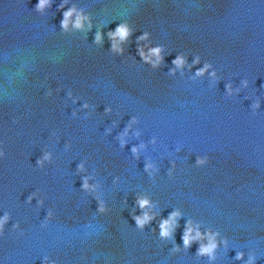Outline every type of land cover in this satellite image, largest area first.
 Returning a JSON list of instances; mask_svg holds the SVG:
<instances>
[{"label":"water","instance_id":"95a60500","mask_svg":"<svg viewBox=\"0 0 264 264\" xmlns=\"http://www.w3.org/2000/svg\"><path fill=\"white\" fill-rule=\"evenodd\" d=\"M37 3L0 0V147L6 152L0 217H11L0 236V264H42L45 256L57 264H247L255 256L254 264H264V0H69L68 6L91 13L87 39L61 33V0L43 16L33 10ZM122 21L136 31L125 56L116 57L106 34ZM96 26L104 27L103 47L93 43ZM144 31L153 45L165 46L166 66L159 70L137 55L136 37ZM180 52L189 62L200 55L197 67L212 63L222 81L209 88L207 76L192 81L187 69L184 77L168 76ZM245 78L247 89L226 96L225 83L236 87ZM69 89L81 97L76 104L67 98ZM257 97L261 108L254 115L249 106ZM85 101L96 110L73 118ZM108 106L111 115L104 114ZM132 116L139 123L120 148L117 136ZM112 121L117 127L107 135ZM140 144L137 160L131 147ZM43 150L53 160L40 169L35 164ZM196 156L208 163L195 166ZM145 161L159 166L154 178L143 171ZM80 162L85 171L77 174ZM83 175L100 184L107 214L97 213L96 201L80 190ZM37 189L43 208L36 199L25 202ZM137 195L157 202L152 211L164 218L181 209L178 245L186 219L201 232L218 231L227 244L213 261L195 255L197 244L172 253L155 221L143 232L135 228L130 212ZM48 209L53 219L41 227ZM17 221L22 232L12 230Z\"/></svg>","mask_w":264,"mask_h":264},{"label":"clouds","instance_id":"9594fccd","mask_svg":"<svg viewBox=\"0 0 264 264\" xmlns=\"http://www.w3.org/2000/svg\"><path fill=\"white\" fill-rule=\"evenodd\" d=\"M55 0H38V3L34 7V11L39 13L40 15H46V10L51 9ZM69 5V0H61V3L57 6V11L63 10V18L60 21V31L62 34H70V33H84L85 39H87L88 33L92 31L94 28L93 19L91 13H86L82 7H78L76 4ZM66 6H68L66 8ZM66 8V10H64ZM106 27V26H105ZM94 34L93 43L97 47H103L105 34L103 32L104 27H97ZM136 29L128 22L122 21L118 24L115 30H110L107 32V38L110 41V49L109 52L116 57H124L126 52V46L131 42V37L133 36ZM136 45H137V55L140 57V62L144 65L149 66L153 71L161 69L165 65V56L166 49L162 44L153 45L151 33L148 31H144L141 35L136 37ZM133 63L136 62L135 57H131ZM189 56L184 52L177 53L176 57L171 61L172 66L169 68L167 75L174 77L179 73L180 77L185 76V69L193 74L189 77L190 80L196 81L197 79H203L205 76L208 77L209 88L216 87L219 82L222 81V77L217 74L216 69L213 64L204 61L201 67H197L201 65V56L195 55L191 62H189ZM195 69V71H193ZM264 86V85H262ZM249 87L248 79L240 80L238 86L233 87L232 82L225 83V94L228 97L238 96L244 89ZM60 89H57L59 91ZM46 96H52L53 92L49 88L45 93ZM67 98L72 101L73 104H76L79 100H81L80 96H74L71 89L67 92ZM245 99H251L250 97H245ZM250 109L252 113L255 115L257 111L261 108V102L259 97L253 100L250 104ZM85 111V119L92 115V112L95 111V107L90 105L87 101H85L81 108L78 110L72 111L71 115L73 118H77L78 111L81 110H90ZM113 109L111 106L104 108L105 115H111ZM15 122V121H14ZM112 127L107 128L105 130L107 135H110L112 132V128L117 127L118 122L112 121ZM139 120L137 117L132 116L127 124L125 125L123 131L118 134L117 139L119 140V147L124 148L126 141L123 139L127 132L134 124H138ZM139 132H137V136H139ZM55 135V133H53ZM157 138L153 136L151 138V143L155 144ZM65 147H70V144H66ZM144 144H140L139 147L132 146L131 153L132 155L139 160V151L144 148ZM181 147L177 146L176 152H180ZM6 156V152L0 147V159ZM53 160V153L49 150H43L42 154L36 160V166L40 169H44L46 164H50ZM208 163L207 156H196L195 166L203 167ZM171 166L168 169V176H172L173 172L176 168V162L171 161ZM85 171V166L83 162L77 164L76 172L77 174ZM143 171L147 173L149 178H154L160 171V168L157 164L152 162H144ZM82 184L80 190L87 193L91 196L97 203L96 212L104 215L110 211L106 201L102 199L98 194L97 190L100 188V184L93 181L91 176L83 175L80 177ZM119 177L115 178L113 183H117ZM37 197H40L37 199ZM36 199L37 207L43 208L44 206V198L40 196L39 189L31 192L26 198V203L31 204L32 201ZM158 207L157 202L153 201L150 197L146 195H137L135 197V205L133 210L130 212L132 220L135 221V228L141 232L145 231L147 227H150L153 221L156 222L158 226V238L162 242L169 243L171 242V252L176 253L181 250V248L185 250L191 249L193 244H197L198 248L196 250L195 255L201 257H208L209 261L215 260V253L221 243L227 244L226 240L220 241L218 237L220 233L213 232L211 230L207 232L200 231V225L194 224L191 219H186L185 224L183 226V234L182 241L183 245L180 246L175 243V234L176 230L180 227V220L184 219V213L179 208L173 209L166 218L161 216V212L152 211ZM137 209L139 210V214L137 215ZM54 213L51 209L47 210L46 216L41 224V227H47L48 222L53 219ZM159 217V219H158ZM11 220L10 214L5 212L2 217H0V236H3L5 233V226ZM13 231H23L21 229L20 223L17 221L12 224ZM153 232H157V228H151ZM237 260L243 259V253H237ZM256 260L255 256H249L247 264H254ZM42 264H57V262L53 259H50L48 256L43 258Z\"/></svg>","mask_w":264,"mask_h":264}]
</instances>
